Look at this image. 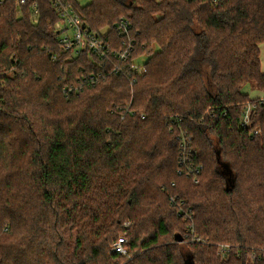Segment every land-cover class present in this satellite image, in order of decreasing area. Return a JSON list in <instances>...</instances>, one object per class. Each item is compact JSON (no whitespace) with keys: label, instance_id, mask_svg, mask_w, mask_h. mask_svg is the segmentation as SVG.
<instances>
[{"label":"trees","instance_id":"16d2710c","mask_svg":"<svg viewBox=\"0 0 264 264\" xmlns=\"http://www.w3.org/2000/svg\"><path fill=\"white\" fill-rule=\"evenodd\" d=\"M73 5L113 48L127 18L145 73L92 83L103 69L62 47L49 0H0V264H264V0ZM178 128L197 185L176 174Z\"/></svg>","mask_w":264,"mask_h":264},{"label":"built area","instance_id":"2783aa9c","mask_svg":"<svg viewBox=\"0 0 264 264\" xmlns=\"http://www.w3.org/2000/svg\"><path fill=\"white\" fill-rule=\"evenodd\" d=\"M73 1L76 5H82L79 0H49L50 6L56 13V22L54 23V33L57 35L60 44L64 49L73 50L76 53L80 52L82 49L87 50L92 57L97 59L98 66L103 69L100 70L94 78L92 83H96L98 79L104 78L105 70L107 73H112L116 75H127L132 77L131 84L136 82L135 76H141L145 73V67L140 63H132L131 57L134 52V42L132 37V27L127 18H120L119 21L114 25L113 29L116 36L120 40L119 48L110 47V43L105 42L104 39L99 37L97 34L91 32L86 23L81 20L79 14L76 11ZM26 0H15V4L22 6ZM33 7L36 9L35 5ZM31 21L37 23L36 18H32ZM102 71V72H101ZM130 105L127 107L128 110ZM250 105H247L242 110V120L241 125L249 127L250 126ZM134 114V113H133ZM178 132L176 139L178 142V167L176 174L186 177L191 180L194 185L199 184L201 171L203 165L201 163L196 164L193 160L196 150L192 146V137L182 132L180 128L176 129ZM261 129L252 130L251 133L259 134ZM170 201H175V198H171ZM179 207V211L183 212V208ZM185 220L191 221V217L185 216ZM131 226L130 221H125L123 223V228L125 230L129 229ZM190 232H193L191 230ZM127 244L126 234L122 233L117 240L111 245V254L126 256L127 249L125 245ZM218 246V253L223 257L230 249L228 245L216 244ZM264 256V248H259ZM247 264H255L258 260L257 254L255 252L247 256Z\"/></svg>","mask_w":264,"mask_h":264},{"label":"crops","instance_id":"0c3cea01","mask_svg":"<svg viewBox=\"0 0 264 264\" xmlns=\"http://www.w3.org/2000/svg\"><path fill=\"white\" fill-rule=\"evenodd\" d=\"M259 58H260V70L261 72H264V44H261L259 46ZM252 97L254 98H259V97H264L262 96V93L254 91L251 92Z\"/></svg>","mask_w":264,"mask_h":264},{"label":"water","instance_id":"95a60500","mask_svg":"<svg viewBox=\"0 0 264 264\" xmlns=\"http://www.w3.org/2000/svg\"><path fill=\"white\" fill-rule=\"evenodd\" d=\"M219 158V154L217 153V159ZM222 165V164H221ZM224 173L227 175V182L230 183V182H233V179H232V173H230L229 171V167L228 166H221Z\"/></svg>","mask_w":264,"mask_h":264},{"label":"rangeland","instance_id":"374dc122","mask_svg":"<svg viewBox=\"0 0 264 264\" xmlns=\"http://www.w3.org/2000/svg\"><path fill=\"white\" fill-rule=\"evenodd\" d=\"M80 1V3L82 4V5H85V4H87L88 2H89V0H79ZM110 30L108 29V28H105L103 31H102V33L104 34V35H108ZM247 90H244V92H247L248 91V89H250V88H246ZM250 92V91H249ZM249 92H247V93H249Z\"/></svg>","mask_w":264,"mask_h":264}]
</instances>
